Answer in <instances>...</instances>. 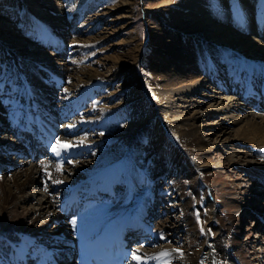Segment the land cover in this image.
<instances>
[{
    "label": "bare ground",
    "instance_id": "6f19581e",
    "mask_svg": "<svg viewBox=\"0 0 264 264\" xmlns=\"http://www.w3.org/2000/svg\"><path fill=\"white\" fill-rule=\"evenodd\" d=\"M56 1L44 0L34 8L60 15L62 7ZM175 17V28L169 29L172 46L157 53L162 61L155 62L149 85L144 78L121 83L124 69L101 73V62L90 59L89 63V54L81 64L73 61L72 54L79 48L87 51L95 43L89 19L76 18L80 22L77 33L86 38L64 39L62 45L72 48L70 57L45 52L43 43H29L32 38L38 40L36 28L27 27L23 34L17 29L24 37L17 43L0 37L2 51L14 60L20 58L19 49L40 52L10 67L6 73L9 89L0 98V240L13 232L21 243V247L11 243V253L4 262L0 258V264H30L32 260L54 264L50 254L57 251L47 249L41 240L48 228L52 240H61L62 232L72 230L76 236L72 242H83L106 220L126 211L132 212V223L142 228L141 235L151 233L164 244L162 249L136 247L131 264H257L260 254L251 248L254 252L248 256V246L233 238L226 225L239 236L243 231L233 222L240 220L243 209L264 215L257 206L264 201V191L259 189L264 185V0H185ZM66 25L65 19L58 18L51 29L62 33ZM55 60L61 91L36 74L37 67L52 70ZM13 126L18 142L9 139ZM147 128L152 129L150 134L145 133ZM203 131L212 138L210 142L203 139ZM29 133L33 146L38 151L46 148L52 158L32 160L30 150L28 159L13 161V156L25 158L23 146ZM63 144L70 147L64 149ZM141 144L150 152L165 149V172L175 168L176 178H171L166 189L180 200L184 218L171 232L187 234L186 249L165 243L170 234L144 220L155 203V187L150 173L140 170L141 162L132 154V148ZM220 147L226 157L217 166L212 157ZM136 150L142 157L143 152ZM150 156L152 163L156 156ZM242 178L251 180V188L241 189ZM105 179L109 196L116 180L121 190L118 196L96 203L92 199L97 195L96 183ZM187 179L194 192L203 182L211 194V186L220 182L215 186L216 196L212 194V216L204 217L209 223L207 235L187 214ZM33 187H39L38 196L31 192ZM84 188L85 196L79 198ZM57 189L63 194L55 196ZM30 204L32 210L27 209ZM69 210L78 212L72 220ZM73 243L63 244L60 251L67 249L71 256Z\"/></svg>",
    "mask_w": 264,
    "mask_h": 264
},
{
    "label": "rangeland",
    "instance_id": "374dc122",
    "mask_svg": "<svg viewBox=\"0 0 264 264\" xmlns=\"http://www.w3.org/2000/svg\"><path fill=\"white\" fill-rule=\"evenodd\" d=\"M43 1L44 0H0V37L17 43V41L24 38L16 32L17 29L23 34L26 32L25 29H27V27L29 29L36 28L39 34L37 37L38 40L32 38L29 40V43H34L35 45L43 43L44 46H40L43 49L45 48V52L49 54L54 52L55 54H58L56 52H61L63 56L68 55L70 57L72 48L69 45L66 47L65 44L63 46V41L65 38L68 42L86 38V36L84 37V35L77 33V27L80 26V24L77 23L79 22L80 17H82V22L89 19V27L94 29L93 33L90 35H92V39H95V43H90L87 51L79 48L76 55L74 53L72 54L73 61H79L81 64L86 58L85 55L89 54V59L87 60L89 63L91 60L95 61V63L101 62V68H99L101 73L107 74L110 71L113 73L116 69H124L121 83L123 81L127 82L128 78H136L138 80L140 78H144L146 84L149 85L153 79L151 72L155 62L162 61V58L158 57L157 53L161 54L162 49L169 50L170 46H172V37L169 35L171 31H169V29L170 27L176 26L173 24L177 23L175 14L179 11L181 2L185 0H57L62 7L60 15L53 10L46 9H43L41 12H37L38 9L34 8V5L37 7L41 6ZM47 1L45 0V2ZM78 11L80 13L75 16V13ZM77 17L79 18L76 19ZM58 18L65 19V21H67V25L64 29H61L62 33L51 29V24L56 23ZM173 30L174 29H172V31ZM174 31L179 34L177 29ZM46 42L49 43L46 45ZM1 47L2 45L0 43V98H2V96H4L9 89L10 83L6 78V73L8 75L10 67L16 63H21V58H24L29 54L40 53L39 51H36L35 48H27L25 49V53L23 50L19 49L18 56L20 58L13 55L16 57V60H14L13 57L4 53ZM64 58L66 59V57ZM57 62L58 60L53 61L52 70L37 67L38 70L36 74L39 75L41 79L45 80L47 84L54 85L56 89H60L62 86H57V78L60 76V69ZM184 69L189 70L186 67H184ZM13 76L21 78L20 74L18 75L17 73ZM17 85L21 86V81L18 80ZM129 92L130 90H127L126 93ZM138 95V97L141 96V92H139V90ZM131 113L135 115L134 111ZM207 122L210 123L212 120ZM12 128L13 132L9 133V139L16 140V142H18L16 138L17 129L14 126ZM151 132L152 129L150 128L145 130L146 134H150ZM207 134L208 132L203 131L202 137L205 141L210 142L212 138ZM142 141L143 140L140 142ZM143 145H139V148L133 147L132 154L135 153L138 156L142 165L140 170L150 173L149 176L151 177L155 187L153 188L155 203L152 208H149L144 220L146 221V219H150L149 224H152L153 227L161 226L165 229L166 234H170L168 241L165 243H178L182 249H186L189 243L187 234H185V232L180 233V231L174 233L171 232L173 229L178 228L180 221L184 218V212H181L178 206L181 204L180 200H177L176 195L166 189L168 188V183H170L171 178H176L175 168L172 172H165V170H168L166 169L167 163L165 161L167 152L165 149L161 147L159 151L155 153V151L152 150L150 152V148L147 147V145H144L146 147ZM25 148L26 145L23 147V152L27 155V150ZM136 149H140V151L143 152L142 157L138 155V151ZM150 155L156 156L155 159L152 160V163L149 161L151 157ZM52 156L53 155L49 153L45 155L44 158L38 159V161L44 160L46 157L52 158ZM225 157L226 151L220 147L219 150H215L212 159L218 166L220 163H223ZM12 158L17 164L19 161L28 159V155L25 156V158L16 156H13ZM0 176H2V174H0ZM242 179L243 180L238 183L241 185V189L245 190V188H251V180H249V178ZM190 181L191 179L184 181L189 206L187 214H190L191 219L200 224L204 233L207 235L210 233L208 226L209 223L204 222V217L209 214L212 216L211 213L213 212V209L211 208V204L214 202L213 197L214 195L216 196L215 190H217L216 187H218V183L220 182H217L216 180V187L214 186L215 189L213 185L211 186L213 189L212 194H214L212 195L203 182L199 183L200 187L194 192V190L189 187L191 184ZM108 182L109 181L105 179L102 183L100 181L96 183V193L100 203L118 196V192L121 190L119 183L120 180H116L114 185L111 186L114 196H109L110 192L107 188L109 187ZM259 189L264 191V185L261 184ZM44 190L45 189L42 188L43 192H45ZM86 190L87 188H84L80 191L79 196H84ZM31 192L34 194L36 193L35 196H38L41 193L39 187H33ZM61 194H63L61 189H57L55 191V196H59ZM217 197L221 200L220 195ZM258 202L257 206L263 212L262 214H264V201L261 199ZM32 207V204L27 205L28 210H32ZM252 215L253 219L250 218ZM161 223L164 224L161 225ZM233 225L238 229H241L243 232L238 236V234L232 232V227L230 225H226L227 231L229 230V234L233 238L237 237L241 243L248 246L246 247L248 256H250V253L254 252V249H256L255 251L260 254V259L257 264H264V215H259L253 212L250 213L249 211L243 209L240 220L237 223L233 222ZM245 229L248 230L246 231ZM196 231L197 233L200 232L199 230ZM249 231L251 232L250 235L248 234ZM50 232L51 229L48 228V230L44 232L41 240L45 243L47 249L50 251L55 249L56 251L58 250L57 252H59L63 247L61 242L65 239H69L72 234L71 230L68 232H62L63 237L61 240H52V236L49 237ZM0 242V252H2L0 258L3 262L5 261L4 258L11 253V248L13 249V246L10 245L11 243H17L18 247H21L20 241L13 232H9L8 237L1 239ZM163 246L164 244L161 243V241H157L151 237V240L146 244H143V247L140 248L151 250L162 249ZM251 248L254 249L252 250ZM27 261L29 262L30 259ZM33 261L34 260H32L30 264H33ZM70 264L74 263L70 262Z\"/></svg>",
    "mask_w": 264,
    "mask_h": 264
},
{
    "label": "snow or ice",
    "instance_id": "6c2138e0",
    "mask_svg": "<svg viewBox=\"0 0 264 264\" xmlns=\"http://www.w3.org/2000/svg\"><path fill=\"white\" fill-rule=\"evenodd\" d=\"M57 143L59 144V141H58ZM61 147L64 148V149H67V148L70 147V146H69L68 144H63ZM53 151H54V152H58V149L54 148ZM135 258H136L138 261L140 260V257H139V256H136Z\"/></svg>",
    "mask_w": 264,
    "mask_h": 264
}]
</instances>
